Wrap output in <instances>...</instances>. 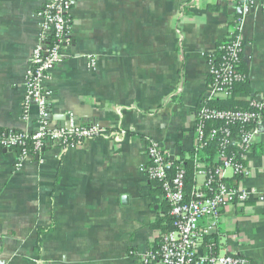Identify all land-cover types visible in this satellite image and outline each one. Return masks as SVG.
Masks as SVG:
<instances>
[{"label": "crops", "instance_id": "crops-1", "mask_svg": "<svg viewBox=\"0 0 264 264\" xmlns=\"http://www.w3.org/2000/svg\"><path fill=\"white\" fill-rule=\"evenodd\" d=\"M49 0H0V130H36L25 74ZM242 0H75L71 43L47 81L51 126L98 124L80 145H48L19 165L0 149V264H140L168 204L141 167L156 140L178 159L196 149V113L209 92V54L240 23L250 92L264 95V12ZM242 11V14L240 12ZM90 58L95 60L92 64ZM118 139H117V138ZM237 184L264 194V111ZM227 179L235 174L226 173ZM203 183V180H199ZM205 226L202 222L201 227ZM217 253L264 264V202L220 211ZM211 248L199 241V254Z\"/></svg>", "mask_w": 264, "mask_h": 264}, {"label": "built area", "instance_id": "built-area-1", "mask_svg": "<svg viewBox=\"0 0 264 264\" xmlns=\"http://www.w3.org/2000/svg\"><path fill=\"white\" fill-rule=\"evenodd\" d=\"M73 1L49 0L37 13L40 34L25 74L24 102L27 108L33 102L38 106V125L32 132L0 131V146L21 149L18 154L19 165L32 156L27 144L29 139L32 140L34 152L40 154L47 143L66 148L80 145L84 140L104 133L98 124L80 125L75 114L71 112L67 127L51 126L48 121L50 94L46 84L72 41L70 17ZM242 2L249 8L264 12V0ZM237 28L240 32V26ZM223 48H226L227 53L222 64L217 65L212 56L208 58L211 85L209 92L200 101L194 132L196 149L207 146L212 139L218 140L220 163L213 170H207L203 163L197 162L195 187L187 200L185 169L175 167L165 156L159 143L150 140L147 148L149 163L142 166L141 170L161 185L162 195L170 206L175 228L166 232L157 231L151 247L145 253L131 252L140 264H249L246 257L235 253L214 254L209 250L208 253L199 254L197 251L203 235L217 232L223 207L246 204L254 199L264 202V194L260 191L238 184L234 186L227 180L228 170L235 175H241L240 181L253 172L248 155L263 123L264 95L260 100L250 98V109H221L212 104L215 100L231 97L233 84L242 78L235 67L243 49L240 33ZM90 60L92 64L95 63L93 58ZM218 122L223 125H213ZM232 125L238 127V130L232 131ZM228 147H235L237 151H229ZM200 179L203 183H200ZM202 222L205 224L203 227ZM155 243L160 244L159 250H154Z\"/></svg>", "mask_w": 264, "mask_h": 264}, {"label": "trees", "instance_id": "trees-1", "mask_svg": "<svg viewBox=\"0 0 264 264\" xmlns=\"http://www.w3.org/2000/svg\"><path fill=\"white\" fill-rule=\"evenodd\" d=\"M71 23H72V18ZM232 30L229 33V36L227 39L222 42L216 49V51L212 54H209V56H212L215 60V63L217 65H220L223 63V57H225V54L227 53L226 47L229 43H231L234 39H236V36L238 35L239 30H238V22H233L232 23ZM239 61L236 62V72H239L242 76L241 80L236 81L233 84L232 88V96L229 98L225 99H219L213 101V105L216 107H219L221 109H250V101L243 100L240 98L241 94L244 93H249L250 92V86H249V80H248V71L246 67L244 66V60H243V49L242 52L239 54ZM220 124L223 125L222 122H218L213 124L214 126H219ZM212 125V126H213ZM232 131L238 130V127L235 125H232L230 127ZM0 131H9L2 129ZM19 132V131H16ZM28 148H29V153L32 156H36L38 153L34 152L33 148V143L32 140H28ZM48 143L46 144V146ZM45 146V147H46ZM3 148V146H0V149ZM14 150L17 151L19 154L21 152L20 148H15L13 147ZM229 151H237L235 147H228ZM219 144L217 139H212L209 141L207 146H204L202 148H197L193 151H191L188 155L182 154L180 158L178 159H171L168 157L172 164L176 167L179 166L186 171V179H185V185H186V198L187 200L191 197L193 194V190L195 187L196 179H195V172L197 169V162H201L204 164V168L207 170H213L220 162L218 159V154H219ZM241 179V175H235L232 179H227L229 182L236 186L237 185V180ZM159 184V183H158ZM158 190L162 192V187L159 184L158 185ZM154 229L160 232H166L167 230H173L174 227V218L170 214V206L169 204L166 205L165 212L163 213L162 217L157 220L154 223ZM203 242L209 246L211 251L216 254L217 253V237L215 234H206L203 235ZM160 249V244L155 243L154 244V250H159Z\"/></svg>", "mask_w": 264, "mask_h": 264}, {"label": "water", "instance_id": "water-1", "mask_svg": "<svg viewBox=\"0 0 264 264\" xmlns=\"http://www.w3.org/2000/svg\"><path fill=\"white\" fill-rule=\"evenodd\" d=\"M74 3H75V0H74ZM248 9H249V6H247L244 11L247 12ZM240 14H242V11L240 12ZM52 118H53L52 114H49L48 120H51ZM67 126H68V122H67V124L64 123V122H61V124H59V127H67ZM30 158H39V156L38 155H36V156H30Z\"/></svg>", "mask_w": 264, "mask_h": 264}]
</instances>
